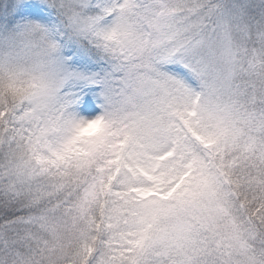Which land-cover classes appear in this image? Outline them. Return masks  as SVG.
<instances>
[{"label": "snow or ice", "instance_id": "6c2138e0", "mask_svg": "<svg viewBox=\"0 0 264 264\" xmlns=\"http://www.w3.org/2000/svg\"><path fill=\"white\" fill-rule=\"evenodd\" d=\"M0 264H264V0H0Z\"/></svg>", "mask_w": 264, "mask_h": 264}]
</instances>
